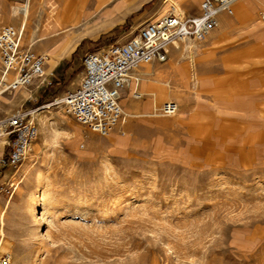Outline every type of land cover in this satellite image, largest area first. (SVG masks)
I'll return each mask as SVG.
<instances>
[{
    "label": "rangeland",
    "instance_id": "obj_1",
    "mask_svg": "<svg viewBox=\"0 0 264 264\" xmlns=\"http://www.w3.org/2000/svg\"><path fill=\"white\" fill-rule=\"evenodd\" d=\"M201 1L186 16L198 14ZM23 2L0 0V27L12 25L10 6ZM116 2L93 14L89 0L92 15L74 50L57 69L46 64L47 83L4 94L0 114L60 98L77 86L84 53L124 43L139 24L171 11L165 0H130L107 14ZM229 17L215 40H187L199 52L195 84L189 60L169 55L158 65L171 61L176 71L140 81L138 115H124L107 137L60 106L38 112L26 158L15 169L0 166V257L9 254V264H264V0L247 18L235 8ZM48 23L30 29L45 34L54 30ZM21 46L27 49L22 38ZM166 83L171 93L152 106L147 93ZM165 102L178 113L160 114Z\"/></svg>",
    "mask_w": 264,
    "mask_h": 264
},
{
    "label": "built area",
    "instance_id": "obj_2",
    "mask_svg": "<svg viewBox=\"0 0 264 264\" xmlns=\"http://www.w3.org/2000/svg\"><path fill=\"white\" fill-rule=\"evenodd\" d=\"M238 0H202L196 15L182 18L168 13L148 22L124 43H113L82 57V76L77 86L50 104L62 107L65 114L90 132L107 137L124 118L121 91L129 73L138 64L162 63L173 41H203L215 29L221 16H232ZM22 32L13 25L0 27V100L6 93L30 87L42 76L47 56L21 46ZM50 85V83H48ZM134 97L139 93L134 92ZM45 105V106H47ZM45 106L0 114V166L17 168L37 139L39 125L35 115ZM175 102H165L163 116L174 115ZM4 254L0 264H9Z\"/></svg>",
    "mask_w": 264,
    "mask_h": 264
},
{
    "label": "crops",
    "instance_id": "obj_3",
    "mask_svg": "<svg viewBox=\"0 0 264 264\" xmlns=\"http://www.w3.org/2000/svg\"><path fill=\"white\" fill-rule=\"evenodd\" d=\"M96 6L94 8L93 14L98 12L102 6L111 0H95ZM116 4L111 7L107 14H111L112 12L121 9L125 5L128 4L130 0H117ZM171 3V11L175 12L172 7L176 4L180 9V15L186 16V13L190 12L195 5H197L198 0H177L173 2V0H165V2ZM257 0H239L235 3V14L241 16L242 18H247L251 14L252 5ZM27 4V22L28 28L24 31L25 40L23 42V47L27 49H34L35 44H39L42 46L41 52L45 56H47L46 64L48 68L55 70L59 67L60 62L63 58H66L70 55V53L74 50L75 45L78 41V38L81 36L82 31L81 27L83 26L84 20L88 18L89 13L88 4L89 0H24L23 4L21 5H11L10 9L7 13L8 19L10 20L11 24L13 21H17V14L14 13V9L18 7L25 6ZM182 6V8H181ZM170 11V12H171ZM30 13V14H29ZM177 13V12H175ZM179 15V14H178ZM48 21L51 28L54 30L51 32H46L45 34H41L42 42H32L31 45H28V37L30 36L31 31V23L33 21H37L36 28L42 24L43 21ZM40 22V24H39ZM145 24H139L135 29H139ZM219 24H221L222 30L225 29L227 26L231 25V17L229 16H222ZM17 27V24H16ZM49 28V27H48ZM134 29V30H135ZM48 30V29H46ZM211 30L209 32L210 36L215 40L217 37L221 36V31ZM71 31V32H70ZM70 32V33H68ZM33 37L39 36L35 35V31L32 32ZM130 32L129 34H131ZM46 39V40H45ZM182 42L180 45L177 43L173 46L168 48V56L170 55V59L178 61L180 57H186L189 60V67H190V75L191 80L195 84L197 82V77L194 72V56L199 52L193 51L191 44ZM25 44V45H24ZM34 44V45H33ZM187 44V46H184ZM33 46V47H32ZM180 46V47H179ZM193 55V56H192ZM193 58V59H192ZM148 65V64H147ZM46 66V65H45ZM176 65H172L171 61L167 62L165 65H158L156 62L150 63V65H139L137 69L133 68L132 71L129 73L133 77L137 78L130 82L129 85H125V89L129 92L126 97L123 99L120 96V104L123 102V114L129 118H134L138 115V110L140 109V103L133 100L135 89L137 91L139 82L140 81H154L157 77L169 74L170 72L176 71ZM44 76H50V73L45 70ZM152 83V82H151ZM171 87L167 85H161L160 87H156L155 89H151L147 93L148 102L152 104V106L156 107L157 104L164 98H167L168 95L171 93ZM139 99L142 94L140 92ZM136 98V97H134ZM122 106V105H121ZM178 107V105H177ZM9 112V111H8ZM7 112V113H8ZM178 113V110L177 112ZM132 122V120H131ZM129 123V126L131 125Z\"/></svg>",
    "mask_w": 264,
    "mask_h": 264
},
{
    "label": "bare ground",
    "instance_id": "obj_4",
    "mask_svg": "<svg viewBox=\"0 0 264 264\" xmlns=\"http://www.w3.org/2000/svg\"><path fill=\"white\" fill-rule=\"evenodd\" d=\"M28 1V0H27ZM239 1V0H238ZM237 1V2H238ZM172 9L175 11V12H177V13H175V12H173V11H171L170 13H173V14H175L176 16H178V17H180V18H182V17H184L183 15L181 16L180 15V9L178 8V6L177 5H174L173 7H172ZM28 11L29 10H27V4L25 5V6H22L21 8H19V18H20V23L17 25V27L19 28V30H21V32H22V44H23V42H24V40H25V36H24V31L26 30V26H27V24H28V22H27V14H28ZM30 14V13H29ZM179 14V15H178ZM39 24H40V22H39ZM38 25V24H37ZM141 28V27H140ZM32 32V31H31ZM42 40V38H41V36L39 35V36H36L35 38H32L31 40H29V44L28 45H31L32 44V42H34V43H36V42H42L41 41ZM46 40V39H45ZM182 42H185V41H182ZM182 42H178V41H173V42H171V43H169V45H168V48L170 47V46H173V45H175V44H177V43H182ZM34 45V44H33ZM187 46V45H186ZM33 47V46H32ZM32 49V48H31ZM167 52H168V49H167ZM193 56V55H192ZM193 59V58H192ZM148 65H150V63H147ZM147 64H138V65H136L134 68L135 69H137V67L139 66V65H146V66H148ZM45 75V69L43 70V74H42V76L41 77H39L37 80H36V82H40V83H47L48 82V78H47V76H44ZM137 78H135V77H133L131 74H129V80L127 81V83H126V85H129L130 84V82L131 81H133V80H136ZM138 80V79H137ZM29 96V95H28ZM121 96V95H120ZM5 102H10V101H8V100H6L5 99ZM45 108H50V105H47V106H45ZM177 110H178V107H177ZM177 112V111H176ZM176 112H175V114H176ZM11 113V112H10ZM10 113H8V114H10ZM7 113L5 114V115H8ZM39 115V113H37L36 115H35V117H36V119H37V116ZM38 120H39V122L41 123V124H44V121H43V119L41 118V117H39L38 118ZM40 192H41V190H40ZM41 199V198H40ZM33 202V201H32ZM45 203V202H44ZM30 205H32V203L30 204ZM1 206V205H0ZM1 210V209H0ZM3 222H4V212H1L0 211V236L1 237H3L4 236V230H3ZM4 243V242H3ZM2 243V244H3ZM0 245H1V242H0Z\"/></svg>",
    "mask_w": 264,
    "mask_h": 264
}]
</instances>
